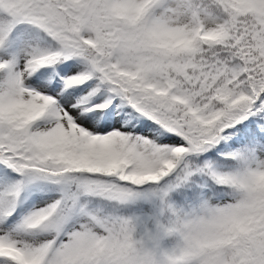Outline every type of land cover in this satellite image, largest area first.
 <instances>
[{
  "label": "snow or ice",
  "instance_id": "1",
  "mask_svg": "<svg viewBox=\"0 0 264 264\" xmlns=\"http://www.w3.org/2000/svg\"><path fill=\"white\" fill-rule=\"evenodd\" d=\"M0 264H264V0H0Z\"/></svg>",
  "mask_w": 264,
  "mask_h": 264
}]
</instances>
